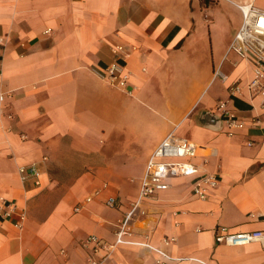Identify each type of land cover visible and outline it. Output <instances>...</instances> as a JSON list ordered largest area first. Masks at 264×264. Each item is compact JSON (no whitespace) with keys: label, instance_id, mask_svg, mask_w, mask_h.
<instances>
[{"label":"crops","instance_id":"1","mask_svg":"<svg viewBox=\"0 0 264 264\" xmlns=\"http://www.w3.org/2000/svg\"><path fill=\"white\" fill-rule=\"evenodd\" d=\"M245 2L264 10V0H0V264H86L94 245L83 240L113 241L169 132L199 146L191 161L216 186L199 198L201 173L168 176L131 230L167 264H264L258 241H214L219 226L264 229V96L247 87L251 59L227 50L241 20L235 3ZM219 4L232 17L224 30ZM111 61L127 72L124 87L104 78ZM219 100L245 123L231 135ZM30 163L37 184L19 175ZM157 257L123 243L100 264Z\"/></svg>","mask_w":264,"mask_h":264},{"label":"built area","instance_id":"2","mask_svg":"<svg viewBox=\"0 0 264 264\" xmlns=\"http://www.w3.org/2000/svg\"><path fill=\"white\" fill-rule=\"evenodd\" d=\"M241 14V20L231 41L228 44V51L234 52L240 58L251 59L253 65V74L247 83V87L251 95L264 96V10L256 7L251 2L235 3ZM121 48L115 46L113 53ZM222 80L226 76L217 71ZM104 78L113 85L124 87L126 85L128 74L124 71L121 64L111 61L105 68ZM231 94L239 93L240 87L237 83L229 86ZM2 95H0V100ZM215 108L224 114V122L227 127L226 133L231 135L234 130L244 126V121L238 119L234 112L227 107L226 100H219L215 104ZM2 108L0 107V114ZM7 117H11L8 113ZM199 146L193 141L175 135L173 132L167 133L159 144L154 148L147 158L145 170L140 178L138 193L130 207L116 221L114 239L107 244L95 235H88L83 240V244L93 243L92 254L87 257L86 264H100L102 260L107 258L118 244H132L144 246L157 253L155 259L157 264H167L166 259L171 257L160 247L149 243L146 238L139 239L138 234L131 230L129 222L134 214L139 211L144 214L145 210L140 209L142 201L153 196L157 191L164 190L168 187L166 179L168 176H184L201 173L200 178L193 184L192 193L199 198H206L209 190L216 186V177L209 172H201L200 167L191 161L197 155ZM18 172L22 180L31 176L34 183H38L40 171L34 163L20 165ZM89 196L86 197V201ZM106 204L113 206L114 197L109 196ZM75 209H78L76 206ZM24 214L18 216L15 223L21 226ZM173 238H165L164 243L167 244ZM214 241L217 243H225L230 245H245L258 241L264 245V229L231 231L226 226H219L214 232ZM101 248L105 249L100 257L95 255ZM178 259V258H175Z\"/></svg>","mask_w":264,"mask_h":264},{"label":"rangeland","instance_id":"3","mask_svg":"<svg viewBox=\"0 0 264 264\" xmlns=\"http://www.w3.org/2000/svg\"><path fill=\"white\" fill-rule=\"evenodd\" d=\"M218 6H219L218 12H219V14H221L224 17V21L226 22L225 24L220 22L221 23V30H224V29H226V27H228V22H230L232 17H231V13H230L229 9L225 5L219 4ZM222 36H223L222 39L224 41L225 37L227 36V33L223 32Z\"/></svg>","mask_w":264,"mask_h":264}]
</instances>
